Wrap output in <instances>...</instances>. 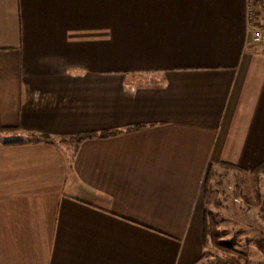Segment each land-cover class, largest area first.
<instances>
[{
    "label": "crops",
    "instance_id": "crops-1",
    "mask_svg": "<svg viewBox=\"0 0 264 264\" xmlns=\"http://www.w3.org/2000/svg\"><path fill=\"white\" fill-rule=\"evenodd\" d=\"M248 9L264 32L263 0H0V264L200 259L208 169L264 162Z\"/></svg>",
    "mask_w": 264,
    "mask_h": 264
},
{
    "label": "rangeland",
    "instance_id": "rangeland-1",
    "mask_svg": "<svg viewBox=\"0 0 264 264\" xmlns=\"http://www.w3.org/2000/svg\"><path fill=\"white\" fill-rule=\"evenodd\" d=\"M256 47L262 49L264 45ZM213 178V205L209 208L217 214L218 229L225 232L226 240L248 254L247 264H264V174L258 185L250 175L214 166ZM201 253L204 257L197 264H209L216 258L244 264L239 257L218 252L209 243L202 246Z\"/></svg>",
    "mask_w": 264,
    "mask_h": 264
},
{
    "label": "trees",
    "instance_id": "trees-1",
    "mask_svg": "<svg viewBox=\"0 0 264 264\" xmlns=\"http://www.w3.org/2000/svg\"><path fill=\"white\" fill-rule=\"evenodd\" d=\"M264 4V0H263ZM138 128L129 129L128 131L136 130ZM5 132V131H1ZM120 131H106L101 132L99 134H86V135H79L74 138H69V140H62V141H72L75 144H79L82 141L88 140V139H94V138H110L114 137L118 134H120ZM51 139L46 135H31L28 138V142H49ZM15 144H23L22 142H17ZM220 168L233 170L238 173H242L245 175H250L251 177L256 180L257 184L260 183V175L264 174V162L260 165H258L254 170L252 171H245L237 166L232 165H225L222 164V166H219ZM214 177V167L211 166L208 169V173L206 175V178L203 183V199L206 204V209L203 212L202 217V244L205 246L207 243L211 245L213 249H215L218 252H223L226 254H230L232 256L239 257L244 264H247L249 261V256L246 252L238 250L236 248L235 243L232 240H226L225 232L218 229L219 220L217 217L216 212H214L209 207L213 205V194H214V183L213 178ZM219 182H217L218 184ZM259 188V187H258ZM260 189L257 191V198L259 197ZM204 257V254L201 255L200 259L195 262L194 264H197L200 262ZM209 264H230L228 260L223 258H216L214 262H211Z\"/></svg>",
    "mask_w": 264,
    "mask_h": 264
},
{
    "label": "built area",
    "instance_id": "built-area-1",
    "mask_svg": "<svg viewBox=\"0 0 264 264\" xmlns=\"http://www.w3.org/2000/svg\"><path fill=\"white\" fill-rule=\"evenodd\" d=\"M254 22H255V13L253 12L252 9H248L247 23H248L250 32L252 31L251 40L256 45L257 44L264 45V32L252 30L254 26Z\"/></svg>",
    "mask_w": 264,
    "mask_h": 264
}]
</instances>
